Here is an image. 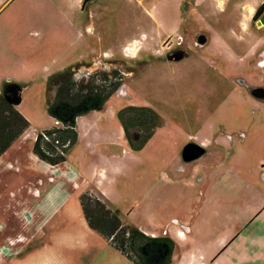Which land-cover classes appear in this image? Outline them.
<instances>
[{
  "label": "crops",
  "instance_id": "crops-1",
  "mask_svg": "<svg viewBox=\"0 0 264 264\" xmlns=\"http://www.w3.org/2000/svg\"><path fill=\"white\" fill-rule=\"evenodd\" d=\"M15 1L0 0V16L14 13V9L22 7V0ZM240 1L153 0L147 3L146 7L151 6L150 10L163 3L168 6V9L161 10L163 14L153 16V21L163 25L167 34L153 39L157 45L154 47L153 43L147 51L155 52L158 60L165 59L162 57L167 54L166 60L158 63L159 66L170 62L174 66L195 57L192 52L179 59L171 58L173 45L169 46L170 49L163 48L166 40L181 31L182 24L192 15L197 21L205 23L202 30L207 44L203 48L215 50L214 54L211 53L215 60L206 65L212 67L216 61L224 63L237 56L249 69L264 71V33L257 31L263 27L253 19L255 10L250 21L254 20L256 32L253 26L248 28L249 23L245 25L246 17H243L248 8L258 7L264 0H247L239 12L236 6ZM65 2L83 11L87 1L43 0V6L54 4L63 7ZM126 4L137 10L134 23L136 28H141L144 0H127ZM186 7L192 8L190 14ZM226 12L230 14H223ZM235 13H239L238 21L230 23L223 20H231ZM232 14L234 16L231 17ZM63 17L57 18L59 23L53 26L43 18L41 80L43 74L47 80L52 73L60 71L59 68L77 62L126 58L127 50L131 51L128 59L133 63L144 58L141 55L143 33L135 32L129 36L128 28H124L114 35L107 32L97 34L95 22L84 26V19L79 14L70 18L68 30L64 32ZM220 20L227 23L222 28L216 26ZM104 42L109 45L104 46ZM241 45L246 48L239 53L240 48L237 47ZM46 53L51 55L49 59L45 58ZM72 54H75L74 57H71ZM8 56L4 51L0 52V92L5 93L13 82L18 84L20 99L15 105L31 125L1 155L0 169L24 174L25 167L31 164L43 168V173L33 174L28 179L31 185L28 192L38 194L36 189L39 187L34 180L43 181V199H47L43 202V217L52 216L53 219L64 208L69 210L67 216L62 215L67 219V226L60 227L56 222L59 227L55 229L58 242H69L75 236L76 241L71 242L74 248L106 242L107 239L89 225L81 204V194L96 187L119 209L121 215L126 212L131 221L147 234L174 238L176 245L171 264H264V82L260 80H264V75L250 81L248 94L240 96L236 78L248 72L239 74L238 71L235 80L231 78L236 88L230 94L236 95L239 100L229 98L227 93L215 110L196 120L192 116L193 128L186 124L189 118H186L185 127H175L170 123L166 128L159 127L149 140V143H154L152 155L142 161L134 158L136 150L131 147L118 116L125 104L118 100L110 102L112 95L103 107L77 118L79 139L67 160L54 165L39 158L33 147L42 130L60 126L61 123L50 114L51 118H47L43 111L46 91H43L42 82L33 88L37 76L14 70ZM202 60L201 56L199 68L205 66L206 61L201 63ZM139 72L129 73L127 82L117 94H129L126 89L128 80ZM157 146L168 152L156 149ZM31 205L25 202L24 211L28 209L30 213ZM9 232L12 231H5ZM61 232L62 236L70 233L72 238H61ZM89 237L92 238L90 242ZM39 249L40 252L36 253H42V243ZM36 253L25 255L19 264L97 262V257L89 258L88 255H47L37 262ZM121 258V264H135L128 256ZM105 262L110 260L100 258V264ZM7 264L14 263L9 260Z\"/></svg>",
  "mask_w": 264,
  "mask_h": 264
},
{
  "label": "rangeland",
  "instance_id": "rangeland-1",
  "mask_svg": "<svg viewBox=\"0 0 264 264\" xmlns=\"http://www.w3.org/2000/svg\"><path fill=\"white\" fill-rule=\"evenodd\" d=\"M57 1L59 2V0ZM86 1L83 11H81V9L71 7L68 2H65L62 7L55 6L54 4L43 6V0H22L23 5L21 8L14 9V13H8V15L4 17L0 16V52L4 51V53L9 55L7 58H11L14 70L21 74L28 73L37 76L34 84H32L33 88L39 86L42 82L43 91L44 89L46 91L45 98L43 97V111L47 118H51L46 108L48 78L46 80L44 74L43 80L39 77L41 76L40 68L43 65V63L40 62L43 60V18L53 26L56 25L57 22L59 23V20H56L57 18L64 16L62 20L64 32L68 30L70 18L79 14L80 17L82 16L84 19V26L93 21L95 22L97 34L103 32L106 34L107 32L114 35L120 30H124V28H126V30L128 28L129 36L135 32L143 33V52L141 55H144V58L141 62H146H144V66H142L143 64L140 65V62H131V60L128 59L130 58L131 51L127 50L126 56L128 57H112L109 59L112 62L99 58L83 61L84 63L76 69V77L88 78L90 74L94 72H99V77H102L103 71H109L113 66L117 65L114 64V60H117L119 64H124V68L126 69H137L140 72L136 76L130 77L127 83L128 88L126 89L129 91V94L126 92L117 94V91L121 90L120 88L115 92L116 94H113V98L109 99V101H122V103L125 104L124 106L130 104L150 106L164 117L165 124L161 127L166 128L168 123L173 124L175 127H185L184 123H186V118H189L186 124L188 127L193 128L195 125H193L192 116H195L196 120L215 110L218 102L224 99L227 93H229V98L239 100L236 95L232 96L230 94V92L234 91L236 88L234 84L231 83V78L233 77L235 80L234 77L238 75V71L239 74L248 72L244 75L240 74V76L236 78V84L239 86L238 91L241 93L240 96L248 94V83L250 81L260 79V77L264 75L262 69L252 67L249 69L248 65L237 58V56L234 60L224 61V63L216 61L212 67L206 65L207 63L211 64L210 62L215 60L213 55L215 50L209 49L208 47L203 48L207 44L206 34L202 30L205 27V23L197 21L192 15L188 16L187 20L182 24L181 31L174 33L170 38L168 37L169 39L166 40L165 46L161 47L165 49H170L169 46L171 45H173V49L181 47L182 50L187 53H195V57L188 61L175 64L174 66H176L177 69L174 68L173 62H170V64L166 63L164 66H159L158 63L166 60L167 54L162 57L165 59L158 60V56H156L155 52H148L147 50L156 42L152 41L153 39H156L157 36L162 38V36H166L167 34L163 25L153 21V16L156 14H163L161 10L168 9V6L163 3L157 5L154 10H150L151 6L146 7V5L147 3L150 4L153 0H144L145 7L141 16L143 18L141 28H136L134 22L137 10L131 7V5H127V0ZM237 1L238 0H232V3ZM246 1L247 0H241L239 5L237 3L236 9L240 10L239 12H241V7H243V3ZM260 6L251 9L248 8L244 12L245 14H243V17H246L245 25L247 26V23H249L250 25L248 24V28L253 26L254 32H256L257 27L253 19L250 21V17L253 10H255L256 13ZM199 9L200 8H198V10ZM186 10L190 14L192 8L186 7ZM1 11L2 10H0V12ZM77 11L81 12L76 14ZM223 14L230 13L226 12ZM234 15H231V17L234 16L231 20L229 18H223V20H228L230 23L234 20L238 21L239 13H235ZM138 16H140L139 12ZM208 21L210 22L211 19ZM224 23V21L220 20L215 24L222 28ZM260 27H263L261 28L262 30L257 31L264 33V24ZM81 30L84 31L83 29ZM241 30L243 29L241 28ZM84 33L87 34L86 30ZM200 34L205 37L198 41L205 40V42L202 45L196 46L193 42L197 40L196 37ZM180 39H182V43L179 45L177 42ZM65 42H67V40H65ZM244 43L245 41L242 44ZM106 45L109 44L104 42V46ZM156 45L155 43L154 47ZM237 48H240L238 51L241 53L242 49H245L246 46L241 45ZM41 51L42 53H40ZM49 53L52 52L50 51ZM74 55L75 54H72L71 57H74ZM201 56L203 58L201 63L206 62L205 66L199 68L198 64ZM50 57L51 55L46 53L45 58L49 59ZM65 67L66 66L59 68V70L65 69ZM129 73L136 74L133 73V71L128 72V75ZM128 75L125 82H127ZM260 80L264 82L263 79ZM153 146L154 143L148 142L143 149L135 151L134 158L138 161L148 159L152 155ZM157 148L163 149L164 152H168V150L161 146H157L156 149ZM25 169L24 174L16 170L0 169V234H2L0 237V264H7L9 260L14 264H19L23 261L25 255H34L38 250L40 252L39 247L41 243L42 253H36L37 256L35 260H37V262H40L38 260L43 259V257L47 255H88L89 258L92 256L97 257V262L93 264H100V258L105 261L110 260V262H105L104 264H121L123 260L121 257H126V255L119 251L108 240H106V242H95V244L90 247L87 245L85 247L74 248L71 246V242L74 243L76 241V236L71 239L72 235L70 233H65L62 236L61 232V238L68 236L71 240L69 242H58L56 238L57 230H55L57 223L60 227L64 225L67 226V219L62 215L66 214L67 216L69 210L64 208L63 211L58 213L53 219L52 216L43 217V202L47 200L46 198L43 199V181L37 182L34 180L35 185L39 187V189H36L38 194H33L34 191L28 192L31 186L28 179L31 178L33 174L37 176L43 173V168L40 165L31 164L30 166H26ZM94 193L99 196L96 191H94ZM25 202H30L32 204L30 213L27 212L28 209L24 211L23 205ZM16 209L19 210L16 211ZM121 216L126 222L134 224L126 212H123ZM9 229L12 232L5 233V231ZM91 239L92 238L89 237V242ZM43 245H46L45 249Z\"/></svg>",
  "mask_w": 264,
  "mask_h": 264
},
{
  "label": "trees",
  "instance_id": "trees-1",
  "mask_svg": "<svg viewBox=\"0 0 264 264\" xmlns=\"http://www.w3.org/2000/svg\"><path fill=\"white\" fill-rule=\"evenodd\" d=\"M83 63L72 64L48 78V113L61 125L42 130L33 150L39 158L54 165L67 160L79 139L77 118L103 107L124 84L128 72L138 71L126 69L124 64L114 60L117 65L103 71L102 77L99 72H94L88 78H77L76 69ZM118 116L134 150L143 149L157 129L165 124L164 117L146 105L124 106ZM30 125V120L0 92V157ZM81 204L89 225L136 264H171L176 245L171 236H152L126 222L119 209L96 187L81 194Z\"/></svg>",
  "mask_w": 264,
  "mask_h": 264
},
{
  "label": "water",
  "instance_id": "water-1",
  "mask_svg": "<svg viewBox=\"0 0 264 264\" xmlns=\"http://www.w3.org/2000/svg\"><path fill=\"white\" fill-rule=\"evenodd\" d=\"M253 19L257 21L259 25L264 24V3L261 4V6L258 8L257 12L254 14ZM205 42V40H203ZM186 55L184 50L179 49L172 53L171 58L179 59L182 56ZM19 92L20 87L18 84L12 83L7 90L5 91L6 97L13 102L14 104L19 102Z\"/></svg>",
  "mask_w": 264,
  "mask_h": 264
},
{
  "label": "flooded vegetation",
  "instance_id": "flooded-vegetation-1",
  "mask_svg": "<svg viewBox=\"0 0 264 264\" xmlns=\"http://www.w3.org/2000/svg\"><path fill=\"white\" fill-rule=\"evenodd\" d=\"M264 3V2H263ZM203 37H205L204 35H202V34H200V35H198L197 37H196V41L194 40V42L193 43H195L194 45H196V46H198V45H202L201 43H200V41H198V40H200V39H202ZM204 39H206V38H204ZM202 41V40H201ZM179 44V43H178ZM180 45V44H179ZM180 49H182L181 47H180ZM178 50V48L176 49H172L171 50V53H173V52H175V51H177ZM185 52V51H184ZM185 54H187V52H185Z\"/></svg>",
  "mask_w": 264,
  "mask_h": 264
},
{
  "label": "built area",
  "instance_id": "built-area-1",
  "mask_svg": "<svg viewBox=\"0 0 264 264\" xmlns=\"http://www.w3.org/2000/svg\"><path fill=\"white\" fill-rule=\"evenodd\" d=\"M178 43L181 44V43H182V39H180V40L178 41ZM200 43L203 44V43H204L203 40L200 41Z\"/></svg>",
  "mask_w": 264,
  "mask_h": 264
}]
</instances>
